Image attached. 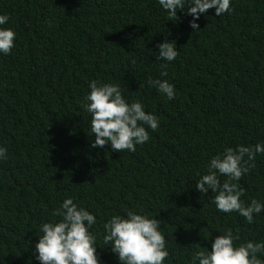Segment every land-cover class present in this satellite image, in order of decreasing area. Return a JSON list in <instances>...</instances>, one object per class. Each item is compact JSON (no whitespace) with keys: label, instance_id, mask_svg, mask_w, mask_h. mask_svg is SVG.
Here are the masks:
<instances>
[{"label":"trees","instance_id":"obj_1","mask_svg":"<svg viewBox=\"0 0 264 264\" xmlns=\"http://www.w3.org/2000/svg\"><path fill=\"white\" fill-rule=\"evenodd\" d=\"M230 9L201 14L195 30L186 9L171 21L158 0H0L10 18L0 27L16 33L11 54L0 53V264H40V227L61 219L52 213L68 198L96 216L100 264H120L103 226L128 210L160 220L164 264H192L228 229L235 246L264 242V210L248 223L195 188L225 148L264 144V0ZM166 41L179 51L171 62L157 60ZM149 79L174 85L175 98ZM93 80L158 118L135 152L91 147L82 102ZM254 164L237 182L246 206L264 204V154Z\"/></svg>","mask_w":264,"mask_h":264},{"label":"clouds","instance_id":"obj_2","mask_svg":"<svg viewBox=\"0 0 264 264\" xmlns=\"http://www.w3.org/2000/svg\"><path fill=\"white\" fill-rule=\"evenodd\" d=\"M167 11L169 20H179L178 10L186 9V15L193 19L190 26L199 30L197 23L201 14L215 8L217 16L230 12V0H158ZM6 14L0 15V25L9 21ZM16 33L11 28L0 27V53L11 54L15 47ZM157 60L174 61L179 51L176 43L164 42L157 45ZM167 64H161V76H167ZM148 84L165 95L169 100L175 98L174 85L167 80L149 79ZM141 86V85H140ZM90 93L84 97L83 109L91 115V135L95 137L92 148L110 145L117 152H135L137 145L150 139L149 131L159 127L158 118L144 110L139 101L128 103L119 85L90 83ZM90 135V134H89ZM257 153L264 154V144L255 146L240 145L225 148L222 155L211 159L208 174L196 181L195 188L202 195L214 194L212 203L224 213L238 212L253 223L254 216L264 210V204L253 199L249 205L241 200L245 188L240 182L251 168ZM7 159V149L0 147V160ZM223 183H221V178ZM236 181V182H234ZM61 217L56 222L43 223L35 244V258L40 264H100L97 252V237L90 231L96 223V216L78 207L72 198L65 199L52 213ZM104 243L118 255L120 264H164L169 252L166 239L160 229V220L128 210L126 217L114 215L104 224ZM231 229L215 237L209 251H196L192 264H264L258 254H264V242L248 241L235 246L239 240Z\"/></svg>","mask_w":264,"mask_h":264}]
</instances>
